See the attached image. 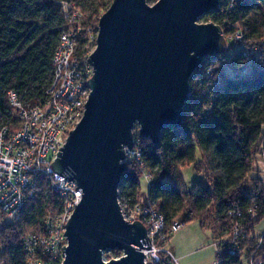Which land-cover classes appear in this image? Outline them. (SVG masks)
I'll return each instance as SVG.
<instances>
[{
    "label": "trees",
    "instance_id": "trees-1",
    "mask_svg": "<svg viewBox=\"0 0 264 264\" xmlns=\"http://www.w3.org/2000/svg\"><path fill=\"white\" fill-rule=\"evenodd\" d=\"M111 2L0 0V125L15 129L17 123L6 98L9 90L21 95L27 105L47 100L52 59L60 34L69 29L71 12L78 11L81 16L70 26L79 29L77 55L84 58L91 48L88 30L98 29L99 18ZM201 19L218 24L225 35L239 26L243 39L234 50L227 48L219 56L202 60L189 81L182 125L162 130L159 149L138 135V126L133 129L134 137L141 140L145 167L153 177L142 196L153 201L166 226L196 220L209 230L217 240V257L222 258V264H246L250 254L264 262V232L260 237L255 233L256 225L264 219V0H220L217 10ZM256 44L262 49L250 56L248 51ZM258 156L260 170L254 166ZM200 163L205 180L185 187L182 166L197 168ZM139 178L141 171L127 162L119 194L129 198L130 204L143 200L138 194ZM36 187L20 219L0 226V264H26L22 236L40 228L47 213L60 210L62 199L47 178ZM254 205L256 215L249 218L248 207ZM237 208L245 213V240L240 243L241 252L231 255L229 242L235 220L227 211ZM220 227L223 230L219 233Z\"/></svg>",
    "mask_w": 264,
    "mask_h": 264
},
{
    "label": "water",
    "instance_id": "water-1",
    "mask_svg": "<svg viewBox=\"0 0 264 264\" xmlns=\"http://www.w3.org/2000/svg\"><path fill=\"white\" fill-rule=\"evenodd\" d=\"M219 2L112 0L99 18L83 118L51 165L82 196L65 225L61 264H144L147 229L126 221L118 205L125 148L136 126L157 149L165 127H181L191 76L227 44L218 24L198 22ZM106 250L123 255L105 261Z\"/></svg>",
    "mask_w": 264,
    "mask_h": 264
},
{
    "label": "built area",
    "instance_id": "built-area-1",
    "mask_svg": "<svg viewBox=\"0 0 264 264\" xmlns=\"http://www.w3.org/2000/svg\"><path fill=\"white\" fill-rule=\"evenodd\" d=\"M68 18L69 29L60 34L52 59L47 100L41 105H27L21 95L9 90L6 98L17 123L15 129L0 125V217L18 221L27 202L33 199L38 182L44 177L63 202L60 210L46 214L40 228L27 231L22 236V244L28 255L26 264L62 263L65 257L63 247L67 246L65 225L82 197L81 189L72 180L54 173L51 165L58 150L65 144L68 133L83 118L84 105L90 92L87 80L93 73L87 58L94 50L92 47L96 44L98 29L94 32L88 30L87 44H91V48L83 58L77 55L76 31L79 29L70 26L81 16L73 10ZM233 32L236 40L243 39V32ZM243 54L248 55L246 52ZM125 152V162L134 163L141 171L143 180L150 185L153 177L145 167L140 138L134 137L133 147L125 148ZM118 205L126 221L139 220L147 229L150 248L142 249L144 264H178L167 245L170 236L183 226L182 222L176 221L170 227L166 226L164 215L153 207L152 200L130 204L129 198L119 194ZM255 209V205L248 207L246 216L254 217ZM227 212L235 220L230 234L229 254L237 255L241 252L240 243L245 240L242 223L245 213L240 208ZM257 245L260 246V241ZM216 258L214 264H222V258ZM246 264L264 262L250 254Z\"/></svg>",
    "mask_w": 264,
    "mask_h": 264
},
{
    "label": "rangeland",
    "instance_id": "rangeland-1",
    "mask_svg": "<svg viewBox=\"0 0 264 264\" xmlns=\"http://www.w3.org/2000/svg\"><path fill=\"white\" fill-rule=\"evenodd\" d=\"M153 1L154 0H151L150 1L151 2L150 4H154L155 2H153ZM198 22H200V23H206L202 19H199ZM234 30H239V31L243 32L242 29L239 28V26H234L233 29L232 28L229 29L228 30V34L227 35L224 34L225 43H227L225 49L228 48L229 50H232V49L234 50L239 45V43H238L239 41L235 39V35H234V32H233ZM94 47H95V45H93L92 48H94ZM259 48H261V46H258V44H256L252 48H250V50L248 51V53L251 56L252 54H255L256 52H258L259 51ZM263 60H264V57H262V61ZM226 70H228V69L226 68ZM254 166L256 167V170L262 169L261 160L259 159V156L254 159ZM196 167L197 168H195L193 166L192 167H188V168L187 167L184 168L182 166V168H181L182 169V176H183V180H185V183H182V184L185 187L186 186L191 187V185H193L195 182H199V181L205 180V179H203V171H204L203 170V165L200 163ZM139 182H140V190H139L138 194H139L140 199H143L144 200V198H143L142 195L143 194L144 195L146 194L149 185H148L147 182H145L143 180V177L142 178H139ZM146 200H144V201L146 202ZM211 212H212V208L209 211L210 215L212 214ZM211 216H209V217L211 218ZM12 221H15V220H12ZM12 221L11 220H8L4 216H1L0 217V226L3 223H9V222H12ZM184 225L181 227V230L178 231V232L184 231L187 234V236H188L189 239H190V237H193L194 234H199L202 243L203 242H206L207 243V241H208L210 244H212V240H211L212 235H211V232L209 230H207V229H204L203 230L201 228V226L199 225L198 221L195 220V221L186 223ZM218 226H220V224L216 225L215 228H218ZM220 228L217 229V230H219V233H220V230H223L222 227H220ZM263 232H264V219H261L260 222L256 225V228H255L256 236H259L260 237V235H262ZM175 233L172 234V237H173V235H175ZM223 233H225V235H226V232H223ZM207 238H209V239H207ZM114 252L115 251L106 250L103 253V260L108 261L110 259H115V258L121 257L123 255V253L121 251H120L121 253H117V252L114 253Z\"/></svg>",
    "mask_w": 264,
    "mask_h": 264
},
{
    "label": "crops",
    "instance_id": "crops-1",
    "mask_svg": "<svg viewBox=\"0 0 264 264\" xmlns=\"http://www.w3.org/2000/svg\"><path fill=\"white\" fill-rule=\"evenodd\" d=\"M178 231L173 237L170 236L167 245L178 264H214L217 259L218 246L213 236L211 237L212 244L208 241L202 243L199 234H194L189 239L184 231Z\"/></svg>",
    "mask_w": 264,
    "mask_h": 264
}]
</instances>
